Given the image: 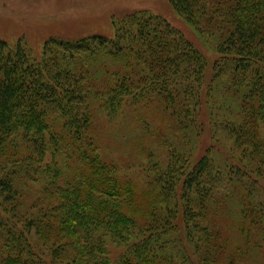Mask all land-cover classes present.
<instances>
[{
	"label": "trees",
	"instance_id": "1",
	"mask_svg": "<svg viewBox=\"0 0 264 264\" xmlns=\"http://www.w3.org/2000/svg\"><path fill=\"white\" fill-rule=\"evenodd\" d=\"M169 1L188 19L210 11L230 28L216 61L218 73L233 74L215 130L223 134L192 165L184 148L202 131L212 87L202 83L203 55L163 16L135 11L113 21L112 37H52L40 58L0 39V264H264V0ZM102 52L122 64L106 93L111 111L115 99L159 93L185 131L168 171L149 170L158 191L135 214L114 167L94 164L91 110L81 108L96 83L85 67ZM57 153L87 166L81 181L58 186Z\"/></svg>",
	"mask_w": 264,
	"mask_h": 264
},
{
	"label": "rangeland",
	"instance_id": "2",
	"mask_svg": "<svg viewBox=\"0 0 264 264\" xmlns=\"http://www.w3.org/2000/svg\"><path fill=\"white\" fill-rule=\"evenodd\" d=\"M139 10L163 16L204 57L202 83L212 87V94L203 99L204 105L198 122L201 133H195L188 147L184 148L187 151L185 162L190 157L192 165L209 148L216 147V137L223 133L216 134L215 130L219 129L221 111L233 91V74L227 69L218 73L216 64L223 56L221 49L229 36L230 28L220 20L211 19L210 11H206L204 16L200 12L198 19L191 20L180 15L169 0H0V39L11 45L24 42L33 55L40 58L46 41L52 37L76 39L96 33L112 37L113 21ZM118 63L121 64L120 58L102 52L93 63L90 62L85 67L89 82L96 83L81 108L87 112L91 110L95 153L99 154L98 161H94V164L107 163L114 167L116 180L113 182L119 184L118 189L123 195L120 198L127 211L135 214L139 207L150 208L149 205L148 208L143 205L142 199L146 195L151 201L150 193L155 195L158 191L155 185L150 184L153 172L157 175L168 171L171 155H176L183 146L185 131L178 130L175 124H171L175 119L168 112L159 93H150L136 100L126 97L122 103L121 98L115 99V110L111 111L113 107L109 105L106 93L109 89L116 88L112 71L119 69ZM99 65L106 66L104 68ZM107 67L111 72H108ZM95 89L98 93L92 94ZM88 102L89 106L86 105ZM62 145L65 147L68 143L62 141ZM219 146L224 148L223 145ZM47 157L52 158L54 155ZM53 160L59 162L61 175L57 184L61 187L73 184L76 179L81 181L87 171V166L84 168V164L78 159L71 157L66 160L61 153H57ZM215 164L217 166L219 163L215 161ZM156 165V170L149 171ZM161 190L165 192L162 187ZM144 215V212L137 214L138 217ZM228 226L231 227L232 222ZM235 228L238 230L237 226ZM233 230L237 232L234 228ZM237 240H242L241 234ZM119 244L117 248L116 244L110 246L114 260L123 251V243Z\"/></svg>",
	"mask_w": 264,
	"mask_h": 264
}]
</instances>
